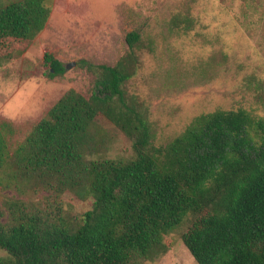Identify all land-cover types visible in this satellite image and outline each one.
I'll use <instances>...</instances> for the list:
<instances>
[{
  "label": "trees",
  "instance_id": "1",
  "mask_svg": "<svg viewBox=\"0 0 264 264\" xmlns=\"http://www.w3.org/2000/svg\"><path fill=\"white\" fill-rule=\"evenodd\" d=\"M51 3L0 0V43L36 37ZM171 24L187 32L193 19ZM125 41L113 65L95 66L88 96L67 89L12 150L14 126L0 119V191L17 195H0V264H142L182 223L197 264H264V118L218 108L155 144L148 106L125 87L150 45L136 31ZM13 53L0 52V66ZM44 62L50 78L65 71L51 52ZM109 126L131 141L130 157L104 155ZM65 192L90 207L67 214Z\"/></svg>",
  "mask_w": 264,
  "mask_h": 264
},
{
  "label": "rangeland",
  "instance_id": "2",
  "mask_svg": "<svg viewBox=\"0 0 264 264\" xmlns=\"http://www.w3.org/2000/svg\"><path fill=\"white\" fill-rule=\"evenodd\" d=\"M187 14L193 19L187 32L171 24L173 16ZM131 31L150 47L137 50L140 65L125 87L148 106L155 144L218 108L241 107L264 118V0H52L36 37L0 43V52L20 51L0 66V119L14 126L10 150L67 89L88 96L95 66L113 65L127 51ZM45 52L64 65L63 74L47 75ZM107 129L112 139L104 155L130 157L131 141L115 127ZM0 195L17 196L10 189ZM31 199L37 202L39 195ZM60 199L70 215L91 205L69 192ZM184 229L185 223L176 226L165 237L167 251L142 264H197L181 241Z\"/></svg>",
  "mask_w": 264,
  "mask_h": 264
},
{
  "label": "water",
  "instance_id": "3",
  "mask_svg": "<svg viewBox=\"0 0 264 264\" xmlns=\"http://www.w3.org/2000/svg\"><path fill=\"white\" fill-rule=\"evenodd\" d=\"M72 65H74V62L68 63V64L66 65V68H69V67H71Z\"/></svg>",
  "mask_w": 264,
  "mask_h": 264
}]
</instances>
